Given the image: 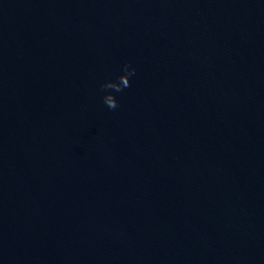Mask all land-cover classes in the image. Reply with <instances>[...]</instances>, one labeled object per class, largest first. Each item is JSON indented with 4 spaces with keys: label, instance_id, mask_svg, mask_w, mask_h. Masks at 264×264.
Segmentation results:
<instances>
[{
    "label": "water",
    "instance_id": "1",
    "mask_svg": "<svg viewBox=\"0 0 264 264\" xmlns=\"http://www.w3.org/2000/svg\"><path fill=\"white\" fill-rule=\"evenodd\" d=\"M0 264H264V0H0Z\"/></svg>",
    "mask_w": 264,
    "mask_h": 264
},
{
    "label": "clouds",
    "instance_id": "2",
    "mask_svg": "<svg viewBox=\"0 0 264 264\" xmlns=\"http://www.w3.org/2000/svg\"><path fill=\"white\" fill-rule=\"evenodd\" d=\"M121 72L122 74L117 76L115 80H108L100 84V91L112 90L114 92H122L125 88L130 87L129 78L135 75V68L125 64L122 66ZM102 100L109 109L114 110L119 107L111 92H106Z\"/></svg>",
    "mask_w": 264,
    "mask_h": 264
}]
</instances>
